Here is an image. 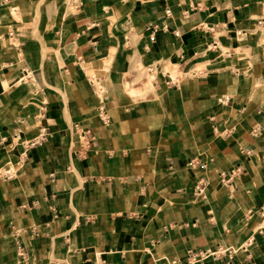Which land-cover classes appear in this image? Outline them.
Masks as SVG:
<instances>
[{"label": "crops", "instance_id": "crops-1", "mask_svg": "<svg viewBox=\"0 0 264 264\" xmlns=\"http://www.w3.org/2000/svg\"><path fill=\"white\" fill-rule=\"evenodd\" d=\"M9 165L0 264H264V0H0Z\"/></svg>", "mask_w": 264, "mask_h": 264}, {"label": "built area", "instance_id": "built-area-1", "mask_svg": "<svg viewBox=\"0 0 264 264\" xmlns=\"http://www.w3.org/2000/svg\"><path fill=\"white\" fill-rule=\"evenodd\" d=\"M0 178H5V179H12L15 177L16 172L13 168H11V165H9L7 168L4 169V172H0Z\"/></svg>", "mask_w": 264, "mask_h": 264}, {"label": "rangeland", "instance_id": "rangeland-1", "mask_svg": "<svg viewBox=\"0 0 264 264\" xmlns=\"http://www.w3.org/2000/svg\"><path fill=\"white\" fill-rule=\"evenodd\" d=\"M137 71L139 72V78H140V77H143V76H145V74H148V73H149V72H148L149 69L144 68V67H143V68L138 67V68H137ZM1 170H4V169H1ZM1 170H0V172H2ZM2 173H3V172H2ZM0 176H1V175H0Z\"/></svg>", "mask_w": 264, "mask_h": 264}]
</instances>
